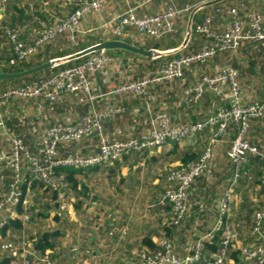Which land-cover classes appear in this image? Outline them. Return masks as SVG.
Here are the masks:
<instances>
[{"label":"crops","instance_id":"crops-1","mask_svg":"<svg viewBox=\"0 0 264 264\" xmlns=\"http://www.w3.org/2000/svg\"><path fill=\"white\" fill-rule=\"evenodd\" d=\"M32 0H10L9 5L6 8L5 16L0 25L3 27L15 28L10 25H5V22L16 15L24 16V12L26 11V6L28 2ZM198 1V4L191 8L192 14L187 13L186 15L175 18L172 24L173 31H180L182 32V39L181 43L178 44V47L169 49V50H159V51H172L179 49L183 43L185 42L188 34V26L189 21L192 22L194 25V17L203 19L211 18L212 19V29L215 30L217 33L221 34L224 32V28L226 23L231 19L227 15L224 17L222 13L219 12L217 9L218 4L228 3L232 0H224L218 3H207L202 4L203 0H108L107 4L105 5L103 11L99 14H92L84 17L80 24V32L76 35L78 38L84 37H93L94 39L102 40L100 43H103L108 40H114L116 37L120 35L116 34V27L117 23L115 20L119 18L121 14L125 11L129 10L130 8L135 9L138 17H146L152 16L157 13H162L166 9L170 8H182L183 6L187 5L189 2ZM216 1V0H215ZM213 1V2H215ZM241 1L245 3H252L258 2L261 5H264V0H235ZM61 0H46L43 2L41 11L53 16L57 8V3H60ZM67 2V0H66ZM171 3V4H170ZM63 5L72 6L68 2L67 4L63 0ZM47 5H50L47 7ZM264 11V10H263ZM262 13V12H261ZM264 15V12H263ZM264 17V16H263ZM240 18V17H239ZM241 19V18H240ZM36 19L34 20V23ZM199 22L195 21V24ZM17 28V27H16ZM22 33L24 34V39L26 43L33 42L37 36V34L41 33L42 31L36 29L35 26H31L27 30H22V28L18 27ZM127 31L121 33V40H128L133 38V42L142 43V39L139 36V31L135 30L132 27H126ZM136 31V33H134ZM169 33V32H168ZM192 37V35H191ZM183 48L185 49L191 41ZM124 39V40H123ZM3 42V39H1ZM195 43L194 45L197 46V50L200 51L206 45H213L215 39H210L205 37L204 35H198L197 38L191 41ZM5 44V42H3ZM57 43V42H56ZM91 45L89 47L95 46L97 44ZM127 43V42H126ZM52 45L49 44L44 47L39 54H45L46 50ZM134 46V45H133ZM264 47V43L261 42H246L241 46V49L235 54L234 52H227L221 53L216 57L208 59L204 63H197L195 64L194 68L187 70L185 73V78L180 80L181 89L178 90L174 94L175 97H178V101L172 102L169 100V96L165 93H162L158 90L160 88H167L169 89L168 85L170 86L173 81H163L153 85V87H149L146 90V93L143 95H139L136 93H128V94H119L113 97H107L103 101V106L99 105L96 111L103 112L109 107H116L122 106L124 104V98L133 99V103L140 104L143 102V105H146L147 112L151 114L155 107H159L161 104V110L157 112H153L151 117L152 121H156L155 125L151 124V129H160L162 120L160 118H165L168 121L170 126H179V125H193L198 123H206L208 122L209 118L212 117L216 111V105L219 100L215 101L212 94V90H208L201 101L197 106H193L186 96V90L195 82L200 80L203 76H218L224 68L230 67L237 71L238 73V82L240 84V100L242 104L246 105L249 103L260 102L264 99V87L260 90L255 89L248 91L246 89V82H247V69H252L253 76H257L258 81L263 83L264 86V71L261 72L259 64L261 63L260 60L256 57L252 63V61H248L247 63L244 62L245 59L252 57L255 55L256 51L260 49V47ZM88 47V48H89ZM136 47V46H135ZM182 49V50H183ZM158 50V49H156ZM196 50V53L198 52ZM102 51V50H100ZM99 51V52H100ZM180 51V50H179ZM177 51V52H179ZM96 53V52H95ZM176 53V52H175ZM38 54V55H39ZM136 54V53H134ZM172 54V53H171ZM234 56L236 59L234 60L235 63L238 65L234 68L230 65L222 64H213V62H218V58L222 57L223 55ZM37 55V56H38ZM73 55V54H72ZM106 55L111 57L117 58V61L111 63L108 66V69H116L118 68L119 62H126L129 58L132 59L133 63H146V67H150L154 71V75L150 77L157 76L159 70L162 67H159L158 64L154 63V61L162 56L149 58L147 56H143L140 54H136L135 56L131 57H123L117 56L116 52L110 50V52L106 51ZM36 56V57H37ZM164 56V55H163ZM35 59V58H34ZM260 61V62H259ZM127 63V62H126ZM160 63V62H158ZM247 64V65H246ZM139 65V64H138ZM143 65V64H141ZM212 65V66H211ZM116 68H115V67ZM239 71V72H238ZM107 74H100L98 82L95 83V87L97 84L104 89L103 94H108L111 90L120 88V85H113L111 83V79L113 76V71L108 76V70L105 71ZM190 73V77L187 74ZM263 77H262V76ZM145 78V77H144ZM251 78V77H250ZM253 79V78H252ZM178 80V79H176ZM174 80V81H176ZM188 80V84L186 85V81ZM188 86V87H187ZM227 91V86L225 87ZM249 92V93H248ZM169 94V93H168ZM69 99L73 98V96H67ZM136 98L144 99V101H137ZM16 98L10 99L9 101H3L0 104V136L2 135L1 130L2 126L6 124V119H11L14 117L27 119L26 122L22 125L26 130L28 129V135L24 136V139L30 140L31 144L35 140H41L44 146V140L46 132L52 126L58 124L57 117H56V110L52 106L54 102H46L44 103L43 100H30V99H18L20 102L19 104H15L14 102ZM68 102V99H65ZM75 100V98H74ZM73 100V101H74ZM107 100L110 101L107 103ZM61 101V100H60ZM158 103V104H157ZM65 104V103H64ZM136 104L134 107H136ZM70 107L74 105L78 109L80 108L78 104H66ZM109 106V107H108ZM53 107V108H52ZM127 108V106H126ZM81 109V108H80ZM114 109V108H113ZM131 109V107H130ZM129 109V110H130ZM128 110V111H129ZM133 110V108H132ZM88 111L87 114L79 112L78 114L82 115V118H86L90 116L91 113ZM125 112V111H124ZM137 112V111H136ZM85 114V115H84ZM90 114V115H89ZM42 115L46 117L45 124L46 126L45 131L40 134L37 132L38 124L41 125L40 120L42 119ZM87 115V116H86ZM123 114L118 113L114 116H111L107 119L105 123V134L109 137L118 136L121 140H128L130 138H140L144 132H142L140 125V119L138 115L136 117L137 120L133 122L130 121L129 124L116 126L115 121L122 119ZM48 117V118H47ZM69 120L65 116L59 117V120L62 118L61 123H78L79 115H75L72 111ZM150 119V115L148 116ZM147 117V118H148ZM48 119V120H47ZM146 119L141 122L144 124ZM151 121V122H152ZM24 122V121H23ZM150 122V123H151ZM133 127V129H131ZM236 127V126H234ZM229 129L225 135H219L215 129H206L205 131L201 132L197 137L191 140H185L179 143L181 148H185L187 146H199L204 145V147H211L213 149V157L209 164V168L207 172L202 175L199 179L196 180L193 188L189 192V201L188 206L191 212V218L185 222L179 230V233L175 235L172 239L174 240V246L176 252L184 257L188 255H193V245L194 242L199 240L202 237H206L213 233L214 227L218 220L220 219V210L222 207V202L225 199L227 192L231 186L233 181L236 168L231 162V160L227 156V151L230 149L233 143V136L236 135L237 129ZM12 127L10 126L9 129ZM120 130H124V133H120ZM235 130V131H234ZM39 131V130H38ZM150 131V130H149ZM148 131V132H149ZM37 134H40L39 136ZM38 136V137H36ZM247 139L249 140L250 144L258 150V152L264 153V118L259 120H254L251 123L250 129L247 134ZM90 140H92L90 142ZM83 142V145L89 147L87 150L78 152L79 154H96L99 152V148L91 149L93 144V140L90 139ZM97 141V140H96ZM82 145V146H83ZM11 148H13V144H10ZM163 153L169 152L173 144L166 146ZM90 149V150H89ZM161 149H154L148 150L145 153L138 152L139 155L133 156L138 157L136 162L132 160H128L126 162H122L119 165V169H126L132 171L135 167H138L142 164L141 159L147 158L149 155L152 156H159ZM5 154L3 150L0 151V155ZM36 154H40L37 153ZM41 156V155H40ZM43 157V156H42ZM227 162V163H226ZM181 163L175 162L170 163L168 161L164 162L162 165H175L179 166ZM110 172V170H107ZM139 171V170H135ZM24 175H30V169L28 168L27 164L23 166ZM87 174L84 176L83 181L88 180L89 183V192L87 197H78L77 194L69 191L67 196V204L68 208L65 212H61L60 210V202L53 201V203L57 204V207H46V203L41 202L39 205H36L31 196V192L27 195L26 200L24 202V208L27 212V215L30 217L29 221L23 223V230L21 234L10 236L15 237L11 239L10 242L14 244L21 245L23 241H26L29 246V250L35 252L37 257L32 255H27V258L30 259L32 264H42L39 261V258H49L53 264H143L142 257L149 252V249L144 245V240L146 238H150L153 243L158 246V241L160 238L163 237L164 231L163 227L168 225L170 222V210L167 208L169 207L165 202L162 201L164 193L172 187V183L168 180V176H165V179L160 180V175L156 174V178H154V182L152 183L154 186L159 183V180L163 182V186L161 185L159 188H154L152 194L150 196V202L148 205L151 206L150 208L147 206L140 208L138 205L128 206L126 208H122L121 204L118 203V206L112 207L110 205H106V201L108 198L112 197L114 202L116 199L121 200V196L119 198L116 195H112L107 189L103 187L104 185V174L106 171L99 173H92L91 170L85 171ZM112 173V172H111ZM119 173V171L115 170L114 174ZM241 175V179L239 184L233 188V194L231 198V212L229 217L226 220V224L232 227L237 232L238 241L237 245L234 247V251H237L239 254V262L236 263L234 259H228L226 264H257L254 261L244 259L240 254V247L248 246L253 243V235L251 234L252 227H248L247 222H244L243 219L247 217V208L245 206L251 207L254 209V212L257 211L264 205V180L262 183L260 181L263 179L257 180L258 184L255 187H247L243 188L241 181L244 175ZM118 175V174H117ZM11 176V175H10ZM102 176V178H100ZM112 176V175H110ZM159 177V178H158ZM86 178V179H85ZM11 181L8 180L7 183ZM121 183V181L119 182ZM243 188V189H242ZM260 189V190H259ZM245 190V191H244ZM253 190V191H252ZM241 193H240V192ZM252 191V192H251ZM137 191L134 190L132 194H136ZM243 193V195H241ZM259 195L260 200L259 204H253L254 198L253 196ZM74 197H76L74 199ZM133 197V196H131ZM131 200V199H130ZM81 204L78 208L77 204ZM36 205V206H35ZM255 205V206H254ZM254 207V208H253ZM43 208V209H42ZM116 208V209H114ZM246 208V209H244ZM52 211L51 220L54 223H57L59 226H63L61 229L58 227L53 232H59L61 236L57 239V246L54 250L47 249L45 252H38L35 250V244L38 240L37 234L29 235L26 233L28 230V224L32 221L33 217H37V219H41L44 217H49L48 212ZM19 213V212H18ZM32 215H31V214ZM35 213H40L39 216H35ZM253 215L250 216L251 226L253 225ZM6 222L9 219L14 220L11 217V214L7 212L5 216H3ZM16 219V218H15ZM247 225V227H245ZM193 226V227H192ZM238 228L240 229L238 231ZM249 231V233H247ZM12 235L10 231L8 235ZM37 235V236H36ZM243 241L247 243L244 244ZM194 243V244H193ZM2 253L9 257L8 252H5L2 249ZM21 264V263H20Z\"/></svg>","mask_w":264,"mask_h":264},{"label":"built area","instance_id":"built-area-1","mask_svg":"<svg viewBox=\"0 0 264 264\" xmlns=\"http://www.w3.org/2000/svg\"><path fill=\"white\" fill-rule=\"evenodd\" d=\"M215 0H203L202 4L211 3ZM10 0H0V24L2 23L6 8ZM70 5L78 8L67 19L61 20L51 27L43 30L36 38L33 45L25 42L24 34L19 28L3 27V42L0 40V49L8 52L6 57H0V73H10L12 68H23L39 52L57 40L66 36L74 43L76 35L80 32L81 20L92 14L103 11L108 0H67ZM190 13L191 10H186ZM227 26L220 37H217L212 29V19L206 18L203 23L195 26L189 21L188 33L192 32L215 39L214 44L204 46L199 52L191 57H181L164 65L154 78L134 82L128 87L111 90L108 96L113 97L124 93H136L143 95L151 86L163 81L179 79L186 67L204 63L208 59L216 57L219 53L236 52L246 42L264 43V17L261 14H248L246 19H240L238 10H229ZM181 15V11L173 8L152 16L138 17L135 9H129L115 20L118 24L115 33L121 35L126 27L139 29L143 41L148 38H160L172 30L173 20ZM77 32V33H76ZM4 51L2 53H4ZM166 52V51H161ZM1 55V53H0ZM113 58L106 55V50L96 52L95 55L80 68L68 70L54 76L40 84L30 85L26 88H13L0 93V101L10 99L43 100L46 102H57L62 96H76L78 101L94 104L100 96L92 95V82L100 74H107L105 69ZM21 72V71H19ZM227 86V91L225 87ZM208 90L213 91L216 111L206 123L193 125L170 126L167 119H162L160 129H153L143 134L140 138L119 140L105 134V123L108 118L121 112L122 108L108 109L100 113L87 116L78 123H58L49 128L44 140V156L30 155L28 150L19 140L12 142V154L0 155V238L6 220L3 216L7 212L12 218L20 219L23 223L29 221L28 215H20L17 211L19 198L22 195L20 185L26 180L23 166L28 165L33 179L41 182L45 188L56 192L57 202H60L61 212L68 208L67 196L69 193L67 184L62 176L57 175L55 169H78L91 170L100 166L113 165L126 154L137 151L160 149L173 143H181L191 140L206 129L218 128V134H225L232 122L238 123V130L227 155L233 161L236 172L222 202L220 219L216 223L213 233L200 238L193 246V255L180 256L175 249L174 243L162 237L158 241L161 251L146 254L142 257L143 264H198L203 258L204 241L213 240L217 234L222 233L223 248L220 254L212 256L211 264H226L228 261V249L237 245L238 235L226 220L231 212V198L233 188L241 179L242 170L250 155L258 156L260 153L247 139L249 122L253 118L264 117V102H254L244 105L240 100V84L238 73L233 68H224L218 76H203L186 90V96L190 103L198 104L204 98ZM123 111V110H122ZM95 136L99 139V152L91 155L60 156V149L71 143L81 142ZM213 157L211 147L194 163L172 167L169 170L168 180L173 184L164 193L163 202L171 207L172 216L170 223L178 226L183 225L191 218L188 206L189 192L197 179L204 175ZM12 170V178L9 183L7 179V168ZM251 234L254 236L252 244L240 247L239 251L246 260L257 264H264V205L253 215ZM2 249L8 252L13 259L12 264H32L27 255L37 257L35 252L29 250L28 243L23 241L21 245L7 242ZM42 264H53L47 257L39 258Z\"/></svg>","mask_w":264,"mask_h":264},{"label":"trees","instance_id":"trees-1","mask_svg":"<svg viewBox=\"0 0 264 264\" xmlns=\"http://www.w3.org/2000/svg\"><path fill=\"white\" fill-rule=\"evenodd\" d=\"M45 1L46 0H32L31 2H28L27 6H26V11L23 14L24 16H20L19 18L12 17L8 20V22H5V25H12V27H14L15 25H18V26L20 25V27H21V25L23 26V22H24V21L22 22L23 19H25V21H27V22L34 21L36 19V22H35L36 29L43 31V30L51 27L53 24H55L61 20L67 19L78 8L76 5H72V6L63 5L62 4L63 0H62L60 3H57V8H56L55 12L53 13V16H51L50 14H47V13H44L41 11L42 4ZM64 1L67 4L66 0H64ZM76 1L78 4V2L80 0H76ZM197 4H198V1L189 2L187 5L183 6L182 8H179V9L174 8L175 10L181 11V15L178 16L177 18L186 15L188 13L186 10L187 9L191 10V8H193ZM217 6H219V7H217V9L219 10L220 13H222V16H224V17L226 15L229 17L228 11L233 10V9L238 10L239 17L243 20L246 19V15H248V14H254V13L256 14L257 13V14H261L262 16H264L263 15L264 5H261L256 1L252 2V3H249V2L245 3V2H241V1L232 0L231 2L218 4ZM168 9H166L165 11H167ZM54 17H56V18H54ZM196 19H197V21H199L196 23L198 25V24H201L204 22L205 17L203 19L200 18V20H199V17L198 18L194 17V19H193L194 26L196 25L195 24ZM174 21H176V20H174ZM226 26H227V23L225 25V28H226ZM29 28L30 27H28L26 29L23 28V29L27 30ZM2 30H3V26L0 25V40L3 39V31ZM172 30H173V26H172ZM125 31H127V30L124 29L123 32H125ZM213 32L216 34L217 37H220L222 35V33L219 34L215 30H213ZM38 35H39V33L37 34V36ZM198 35H199V33H195L193 31L191 41L193 39L197 38ZM200 35H202V34H200ZM37 36H36V38H37ZM139 36L141 38L140 33H139ZM120 37H121V35L119 37H116L114 40H121ZM36 38H35V40H36ZM181 39H182V32L180 31V29H178V31L166 33L165 35H163L160 38H148L146 41L141 40L142 43L133 42V38H130L128 40H124V39L123 40L126 41L128 44L134 45V46L139 47V48L144 49V50H152V49H154V50H156V49H158V50H169V49L178 47V44L181 43ZM35 40L33 42H29L28 44L33 45ZM59 40H62L63 42L60 43ZM59 40L57 41V42H59V45L57 44V46L55 47L54 53H52V54H47V53L39 54L37 57H35V59L32 60V62L24 64L22 69L18 70V68H12V70H10L9 72L10 73H16L19 71H25V70L31 69L37 65L46 63L52 59L68 57L72 54H75L77 52H81V51L87 49L91 45H94L96 43H100L102 41L100 39L95 40L94 37L78 38L77 36L75 38L74 43H72L69 40V38L66 36H62V38ZM191 41H190V44L185 49L180 50L179 52H176V53L164 55V56L156 59L154 61V63L158 64L159 67H163L164 65L170 63L171 61H173L175 59H179L181 57H191L192 55H194L196 53V50H197L196 49L197 46L194 45L195 43H192ZM53 43H54V41L52 42V44ZM3 51H4L3 49H0V53H1L0 57H6L9 54L6 51H4V53H2ZM106 51L110 52V50H106ZM113 51L116 52V55H114V57H117V56H123V57H131L132 56L133 57L136 55L132 52H129L127 50H122V49H113ZM219 54H221V53H219ZM94 55H95V52L88 54L86 56L80 57V58H76L72 61L61 64L57 67H54V68L33 74V75L25 77V78L0 81V93H2L3 91L9 90V89H13V88L23 89V88H26L30 85L40 84L41 82H44V81H46V80H48L54 76H57L58 74H61V73L66 72L68 70L80 68L81 66L85 65ZM111 58H113V57H111ZM112 60H113L112 62L117 61V58H114ZM158 62H160V63H158ZM110 65H111V63H110ZM105 71H106V69H105ZM192 85H194V84H192ZM124 94H128V93H124ZM212 96H213V94H212ZM114 98H115V96H114ZM260 102L261 103L264 102V99L261 100ZM249 104H252V103H249ZM192 105L197 106L198 104H192ZM246 105H248V104H246ZM124 107H125V105H124ZM122 109L125 111L124 108H122ZM263 118L251 119L249 122V126H251L252 121L263 119ZM234 126H236V127H234ZM233 127L238 130V123L232 122V124L229 126V129L230 128L233 129ZM213 129H215L218 132V128H213ZM229 129H228V131H229ZM225 134H223V135H225ZM235 136H233V140H234ZM111 138H118L119 140H121L118 136H113ZM85 141L83 140L81 142L71 143L66 147H62L60 149V156H65L68 154H72V155L79 154L78 152H72L70 150H72L76 146L82 147L83 142H85ZM207 148H206V146L204 147V145H199V146L194 145V146H187L185 148H181L178 143H173V147L169 152L163 153L159 156H152L149 158V161L151 163H156V164L161 162L159 165H162L166 161L170 162L171 164L175 163V162H179V163H181L180 165H186V164L194 163V162L198 161L199 158L205 153ZM146 151H148V150H146ZM146 151H144L142 153H145ZM212 151H213V149H212ZM228 151H227V153H228ZM259 153H260V155H258V156L250 155L248 157L247 163L243 167L242 175L245 173V171H247V173L244 175V177L241 181L243 188L255 187L258 184V182H257L258 178L259 179L263 178L262 180H264V153H261V152H259ZM87 155H89V154H85V156H87ZM137 155H139V153L137 151H132V152L126 154L125 156H123L120 161L115 162L112 166H100V167H96V168L91 169V171H92V173H99L100 172L102 174V172L107 171L109 169L110 172H112L111 174H114L115 168H118L119 165L122 164V162H126L128 160H132V161L136 162L138 160V157H133V156H137ZM231 162L233 163L232 160H231ZM233 165H234V163H233ZM175 167H177V166H175ZM55 171H56L57 175L63 177L64 182L67 184L69 191L77 194V196L80 198L88 196L89 183H88V180L83 181L84 176H86V174H87L84 170L56 168ZM166 175L167 176L169 175V170L166 173ZM11 178H12V175L8 177V180H10ZM25 178H26V180L20 185V191H21L22 195L20 196L19 203L17 205V211L19 212V214L21 216L27 215V212L24 208V202L26 200L27 195L30 192H33V198H34L35 204L36 203L41 204V202H44V203H46V204H44V205H46V207H52V208L57 207V204L53 203V201L57 200V194L55 191H53L49 188H45L41 182L33 179L32 176H30V175H26ZM262 180L260 181V183H262ZM241 195H243V193ZM166 204L169 206L167 208L170 210V219H171V216H172L171 207L167 202H166ZM80 206H81L80 203L77 204L78 208ZM245 207L247 208L248 213H247V217L245 219H243V221L247 222V225H249L250 224L249 218L252 215V213L255 214L256 211L254 212V209H252V206L251 207L245 206ZM246 208H244V209H246ZM40 215H41L40 213H35V216L40 217ZM181 227H182V225L178 226L174 223L169 222L168 225L163 227V231H164L163 237L171 240L174 243V240H172V239L175 237V235H177V233H179V230ZM22 230H23V225H22V221L20 219H14V220L9 219V221L3 227L2 233H1L2 236L0 238V264H12L13 259L11 257L6 256L4 253H2V245L4 243L10 242L11 239L15 238V237L10 238V236L16 235L18 237V234H21ZM239 230L240 229L238 228V231ZM9 231L12 235H10V234L8 235ZM221 235H222V233H219V234H217V236L213 240L204 241L203 258H202L201 262L198 264H211L213 262V260H211L212 256L220 254V252L223 248ZM60 236H61V234L57 231L56 232L46 231V232L41 233L40 236L38 237L36 244H35V250H37L38 252H45L47 249L54 250L57 246V239ZM251 238H253V240H254V236H252ZM144 245L149 249L150 253H148V254H153V253H157V252L161 251V248L156 246L150 238H146L144 240ZM238 254L239 253L237 251H234L232 248L228 249V259L232 258L235 260L236 263L239 262V258H238L239 255Z\"/></svg>","mask_w":264,"mask_h":264},{"label":"rangeland","instance_id":"rangeland-1","mask_svg":"<svg viewBox=\"0 0 264 264\" xmlns=\"http://www.w3.org/2000/svg\"><path fill=\"white\" fill-rule=\"evenodd\" d=\"M49 6L50 5H47V7H49ZM192 12L193 11H190V14H192ZM18 16L19 15H16L14 17L19 18ZM54 18H56V17H54ZM22 22H23V26L21 25V27H20V25L19 26L15 25V27H20V28H22V30H25L26 28L31 27V26H35L36 27V24L34 23V21L27 22V21H25V19H23ZM81 22H82V20H81ZM10 26H12V25H10ZM23 28H25V29H23ZM135 30H137V32L139 31V29H135ZM134 33H136V31H134ZM61 38L62 37H59L58 40L61 39ZM58 40L54 41V43L46 50L47 54L54 53L55 47L57 46V44L59 45V42L60 43L63 42L62 40H59V42H57ZM97 52H99V51H97ZM237 52L238 51H236L234 53L236 54ZM256 57L258 58V60L261 61L259 66H260L261 72H263L264 71V47L261 46L260 49H258L256 51L254 56L250 57V59L249 58L245 59L244 62L247 63L250 60L253 63V61H254V59ZM235 59L236 58L234 56H230V54L223 55L221 58L220 57L218 58L219 61L217 63L213 62V64L225 63V65L227 64V65H230V66H232L234 68H238V67H236L238 64L234 62ZM123 61L119 62L118 68H116L114 66L116 69H113V68H112V70L108 69L107 67L110 66V65H108L106 67V69L109 71L108 72V76L111 73V71H113V76H112V79H111V83L113 85H120L119 87H121V86L128 87L134 82H140V81H142L144 79H149V78L151 79V78L156 77V76L150 77V76L154 75V73H153L154 71H152L153 69H151L150 67H146L147 64L146 63H142L143 61L141 62V64H143V65H141L140 63H137V64L133 63L134 61L132 59H130V58L126 61L127 63L123 62ZM57 66H59V65H57ZM194 66H195V64H192V65L186 67L184 69V71H183V75L176 81L172 80L173 82L171 83V85L170 86L168 85V87H170L169 89L160 88L158 90V92L160 91L161 94L162 93L167 94L169 96V100L172 101V102L178 101L179 100L178 97H175L174 94L176 92H178V90L181 89V84L179 82H180V80H183V78H185L186 71L191 69L192 67L194 68ZM246 71H247L246 72V74H247L246 77H248L247 78V82H246V89H248L249 92L254 90L252 88V86L253 87L255 86L254 88L257 89V90H260L262 87H264L263 83L258 81L257 76H253L252 75L253 74L252 69H247ZM187 76L190 77L191 76L190 73H188ZM94 79H95V81L92 82L91 94L92 95H96V96H100L97 99V102L94 103V104H89L87 102L78 101L76 96H73V98H71V99H69V97H67V96H62L57 102L52 104V106L57 111L56 112V117H57L58 120H59V117H62V116H65V119L67 117L68 120H69V118H70L69 116H70L72 111L74 112L75 115H79V118L81 117L79 119V121H81L83 119L82 115L78 114L79 112H82V114L83 113L87 114L88 111L90 110L89 113H91V115H93L95 113H99L96 110L99 107V105L103 106V101H104L105 98L108 97V94H103L104 93V89L102 87L100 88V86L98 84L95 87V83L98 82L99 76H96ZM188 83L189 82L187 80L186 81V85ZM150 87L152 88L153 85H151ZM68 96H71V95H68ZM66 98L68 99V102L65 100ZM74 98H75V100H74ZM124 99H125L124 100V104L122 103L123 107L122 106H119V107L117 106L118 108H124L125 109V112H124L123 109H122L123 111L121 110V112H120L121 114H123V116H122L123 118L115 121V125L120 127V125L122 126V125L129 124L130 121L133 122L134 120H137L138 118L136 117V115H138V117L140 119V125L139 126L141 127L142 132L147 133L149 130L153 131V128L151 129V124L155 125V122L158 121V120L152 121L151 117L153 115V112H157V111L161 110V104H159V107H155L154 110L151 112V114H149L147 112L146 105H143V102L140 103V104L139 103L138 104L135 103L136 107H134L135 104L133 103V99H128V97L124 98ZM136 100L139 101V102L142 101V100L144 101V99L141 100V98L140 99L136 98ZM15 101H16V102H14L15 104H19L20 103L19 102L20 100L18 101V99H16ZM2 102L3 101H0V104ZM109 102L110 101L107 100V103H109ZM71 103L78 104V106L80 105L79 107L81 109L80 108L78 109L74 105L72 107H71V105H70V107L68 105H66V104H71ZM200 103H201V101H200ZM124 105H125V107H124ZM126 106H127V108H126ZM130 107H131V109H130ZM110 108L111 107H109L108 109H110ZM113 108H114V110L116 109V107H112L111 109H113ZM132 108H133V110H132ZM108 109H106V110H108ZM149 115H150V119L148 117ZM44 116L45 115H42V117H41L42 118L40 120L41 125H39V124L37 125L38 126V130H39V131L37 130V132H40V134L43 133V131H45L46 126L48 125V124H45L47 121H45L46 117H44ZM145 119H146V121L144 122V124H141V122H143ZM162 119L163 118L161 117L160 121ZM26 120H27L26 118L25 119H23V118H19L18 119L17 117H14V118H11V119H6V124L1 127L2 128V130H1V132H2L1 134L2 135L0 136V151L3 150V152L5 153L4 155L10 156L12 154V152H13L12 148L10 146L11 142H13L15 140H19L23 144V146L28 150L30 155L33 154L35 156L36 155L44 156V146H43L41 140H35V141L32 140L33 143L31 144L30 140H26V138L24 139V136L28 135V133H29L28 129L27 130L25 129L27 127H23L22 126L25 122H26V125L28 124V122ZM58 120H57L58 123L62 122L61 121L62 118H61L60 121H58ZM0 125H2L1 122H0ZM10 126L12 127L11 129H9ZM179 126H181V125H179ZM131 129H133V127H131ZM119 131H120V133H124L125 132L124 130H120V129H119ZM40 134H37V135L39 136ZM38 136H36V137H38ZM92 138L96 139L97 141L93 140L92 147H90V148L91 149H94V148L98 149L99 148V144H100L99 139L97 137H95V136H92V137H90L87 140H90ZM91 141L92 140H90V142ZM88 148L89 147H86L85 145H83L82 147L76 146L75 148H73L70 151H72V152L83 151L84 152ZM165 148H167V147H161L160 148L161 152L157 153V154H160V155L163 154V150H165ZM36 152L40 153V154H36ZM150 157L151 156L149 155L147 158H145L143 160L141 159V162L145 163V164H142V165H140L138 167H135V169L134 170L132 169V171L126 170V169L120 170L119 167H118V168H115V170L119 171V173H117L118 175L117 174H111V172H109V171L105 172L104 177H106V176H108V177L104 178L103 187L105 189H107V191H109L112 195L115 194L117 198H119L121 196V200H122L120 202L119 200L116 199V202H114V199L112 197H110L106 201V205L108 204V205H110L112 207H115V206H118V203H120L122 208H126L128 206H134L135 207V205H138L140 208H142V207H146L147 208L148 205H152V203L148 204L150 202L149 200H150V196L152 194V191L154 190V188H159L161 185L163 186V182H161L160 180L161 179L163 180V178L165 179V176H166V173L168 172V170H170L172 167H175V165L164 166V165H159L161 162L158 163V164L151 163L149 161ZM8 165H9V167L7 168V176L9 177L10 175H12V170L10 169V164H8ZM109 166H112V165H109ZM135 170H139V171H135ZM156 174L160 175V180H159V183H157V185L154 186L152 183L155 181L154 178H156V176H155ZM110 175H112V176H110ZM8 177H7V179H8ZM100 178H102V176H100ZM120 181H121V183H119ZM262 182H263V180H262ZM134 190L137 191L136 194H132ZM29 196H31L33 198V192H31V194ZM131 196H133V197H131ZM253 197H255L254 201H253L254 202L253 204H259V200H260L259 197L260 196L259 195H257V196L254 195ZM75 198L76 197H74V199ZM33 200H34V198H33ZM33 203H35V202H33ZM36 205H39V203H36ZM148 207L150 208L151 206H148ZM114 209H116V208H114ZM52 211L53 210H50V212H48V214H49L48 216L49 217H44V218H41V219H39V218L37 219V217H33L34 216V215H32L33 213L32 214L30 213L32 215V221L30 222V224L27 225L28 226V230H26V233L27 234L29 233V235L37 234L39 236L41 233L46 232V231L53 232L58 227H60L62 229L63 226H59L57 223H54V221L51 220V216L50 215L52 214ZM245 227H247V225H245ZM248 227L250 229L251 222L248 225ZM247 233H249V231ZM194 243H196V241ZM243 243L246 244L247 242L243 241Z\"/></svg>","mask_w":264,"mask_h":264},{"label":"water","instance_id":"water-1","mask_svg":"<svg viewBox=\"0 0 264 264\" xmlns=\"http://www.w3.org/2000/svg\"><path fill=\"white\" fill-rule=\"evenodd\" d=\"M221 1H224V0H216L215 2H212V3L215 4V3H218ZM190 37H191V35H190V33H188L185 42L183 43V45L179 49L172 50V51H166V52H161V51L154 50V49L144 50V49H141L139 47H135L131 44H128L126 42L120 41V40H108V41H105L103 43L97 44L95 46L89 47V48H87L81 52H77V53L70 55L68 57L52 59L46 63L37 65V66H35L31 69L25 70V71L16 72V73H0V81L25 78V77L31 76L33 74H36V73L57 67V65L67 63V62L72 61L76 58H80V57L86 56L88 54H91V53H94V52H97L100 50L122 49V50H127V51L132 52V53L147 56L149 58H155V57H159V56H163V55H168L171 53H175L179 50H182L188 44Z\"/></svg>","mask_w":264,"mask_h":264}]
</instances>
